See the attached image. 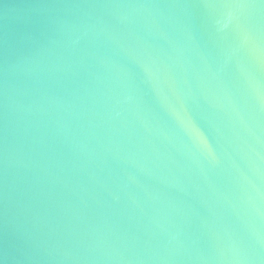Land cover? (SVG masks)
I'll list each match as a JSON object with an SVG mask.
<instances>
[{"label": "water", "instance_id": "obj_1", "mask_svg": "<svg viewBox=\"0 0 264 264\" xmlns=\"http://www.w3.org/2000/svg\"><path fill=\"white\" fill-rule=\"evenodd\" d=\"M0 264H264V0H0Z\"/></svg>", "mask_w": 264, "mask_h": 264}]
</instances>
